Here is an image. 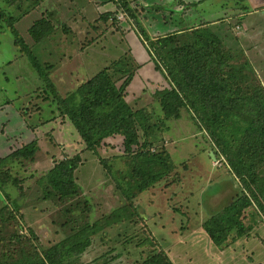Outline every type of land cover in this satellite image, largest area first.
Segmentation results:
<instances>
[{
	"label": "rangeland",
	"instance_id": "obj_1",
	"mask_svg": "<svg viewBox=\"0 0 264 264\" xmlns=\"http://www.w3.org/2000/svg\"><path fill=\"white\" fill-rule=\"evenodd\" d=\"M128 1L138 21L110 0H13L12 4L0 0L6 18L14 22L38 60L49 66L59 95L68 97L100 70L124 58L131 69L136 68L127 100L148 115L146 134L138 130L144 149L135 145L127 151L124 137L113 135L102 142L97 154L88 151L28 57L20 54L6 20L0 17V159L12 154L2 164L8 181L0 187L4 212L0 217V262L16 258L22 251L41 254L82 228L97 224L99 230L82 236L87 247L79 257L61 264H144L161 253L172 264H264V164L257 172L263 209L253 203L242 216L249 232L243 236L233 232L222 246H216L203 229L204 222L249 190L225 158L217 156L210 137L187 109L181 110L179 118L163 114L158 92L168 83L157 71L142 36L145 30L156 39L177 28L226 16L227 21L207 28L222 40L230 64L249 63L264 87V11L255 13L240 0L237 4L221 0L194 11V19H182L188 12L165 0L158 4L141 0V5L138 0ZM220 10L224 11L221 15ZM235 10L246 16L237 17ZM42 17L50 20L54 30L35 43L28 30ZM30 123L46 127L39 131ZM35 137H40L41 150L31 162L19 151ZM147 152L169 153L173 166L164 178L140 192L144 181L138 156ZM211 152L216 153V160ZM78 154L82 158L76 172L80 197L58 202L56 196L46 193L42 178L53 159Z\"/></svg>",
	"mask_w": 264,
	"mask_h": 264
},
{
	"label": "trees",
	"instance_id": "obj_2",
	"mask_svg": "<svg viewBox=\"0 0 264 264\" xmlns=\"http://www.w3.org/2000/svg\"><path fill=\"white\" fill-rule=\"evenodd\" d=\"M5 1L13 3V0ZM110 1H115L119 9L138 21L128 0ZM0 15L6 20L20 54L28 57L88 151L97 154L102 142L113 135L124 137L127 151H131L135 145L143 149L146 147L141 144L138 134L139 129L145 134L147 132L146 110L134 109L127 100V93L136 77V68L131 69L130 62L125 63L124 58L115 60L112 66L103 68L78 86L74 93L63 98L50 78L49 66L41 63L32 53L31 47L10 17L6 18L2 8ZM207 27L175 31L156 39L150 38L142 30V36L148 42L157 71L161 72L168 83L158 92L163 114L166 118H179L181 110L187 109L210 137L218 150L217 156L225 158L233 174L249 190L248 194H243L203 224V229L213 243L222 246L231 233L236 232L238 236L248 233L249 229L242 221L244 211L253 203L262 206L259 197H262V190L258 187L257 172L258 166L264 164V87L249 63L230 64L231 56L223 49L222 40ZM53 30L54 25L50 20L42 17L33 23L28 33L35 43H40ZM40 142L35 139L27 143L19 154L34 162L41 150ZM53 143L59 146L55 139ZM9 158H12V154L0 159L1 188L8 181L2 164ZM138 159L143 166L140 173L144 181L139 187L140 192L172 171L173 163L169 153H141ZM81 164L80 154L59 161L53 159L52 167L42 178L46 193L56 196L58 202L78 199L80 195L76 172ZM3 216L4 212L0 209V217ZM96 230H99L97 224L89 225L41 254L22 251L16 258L0 264L64 263L70 257H79L87 247L81 242L82 236ZM144 264L172 262L161 253Z\"/></svg>",
	"mask_w": 264,
	"mask_h": 264
},
{
	"label": "crops",
	"instance_id": "obj_3",
	"mask_svg": "<svg viewBox=\"0 0 264 264\" xmlns=\"http://www.w3.org/2000/svg\"><path fill=\"white\" fill-rule=\"evenodd\" d=\"M136 1V0H135ZM166 1V3H167V5H169V6H172V4L174 5L173 7H175V8H180L182 11H184V12H188V14H186V15H184V16H182V19H187V18H189V19H194V18H192V17H194V16H191L193 13H194V11H196L197 12V10H200V11H202V6H204L205 4H207L208 2H210V3H213V2H218V1H221V0H165ZM239 1V0H238ZM237 0H233L232 2H230V3H235V4H237V2H238ZM240 1H243L244 3L245 2H247L248 4H249V8L251 9V7H252V11L253 12H255V13H259V12H263L264 11V0H240ZM150 2H152V3H164V0H151ZM225 2V1H224ZM141 0H138V2H137V4L138 5H141ZM222 3V2H221ZM211 5H214V4H211ZM240 6V5H239ZM158 11H159V8H156ZM207 9V11H208V9H211L210 8V6L208 7V8H206ZM239 9H241L240 7L238 8V10ZM205 11V10H204ZM235 11H237V10H235ZM224 11L223 10H220L219 11V14L221 15L222 13H223ZM264 13V12H263ZM211 14V13H210ZM235 14H237L236 16L237 17H244V16H246V14L244 13V12H236ZM188 15V16H187ZM208 15H209V11H208ZM207 15V16H208ZM205 16V15H204ZM201 17V16H200ZM215 18V17H214ZM210 19L209 21L207 20V21H203L202 22V24L201 25H193L194 27H199V26H209V25H215V24H217V23H220V22H222V21H227V19H225L226 18V16L223 18V17H221V19ZM168 18H166V20H167ZM230 21H231V19H230ZM201 22V21H200ZM167 23V22H166ZM167 26L166 27H168V25L169 24H166ZM171 26H173V24H171ZM193 26H189V27H187L186 29H185V27L184 28H177V29H175V30H171V32H177V31H185V30H188V29H190L191 27H193ZM6 64H8V63H6ZM2 65H5V63H2ZM14 67V65H11V67ZM33 115V114H32ZM25 121V120H24ZM28 122V125H29V121H27ZM25 124V126H24V128H26L27 129V131H30V137H32V134H33V132L30 130V128L28 127L27 128V125H26V122H24ZM3 125L5 124V123H2ZM7 124V123H6ZM32 126H34V127H36V124L35 123H30ZM45 125L41 128V127H36V129H38L39 131H42V129H45ZM4 129H6V128H4ZM16 129H20V128H16ZM27 131H24V134H27ZM37 138H40V137H35L34 139H37ZM54 138V137H53ZM59 143V142H58ZM234 185H235V189H236V184L234 183ZM233 202H234V200H233ZM232 203H230L229 205H231ZM152 206H154V209L157 211L158 209H156V202H154V204L152 205ZM225 209V208H224ZM160 211L161 210H159L158 211V213H160ZM162 213V212H161ZM157 227H159V226H157Z\"/></svg>",
	"mask_w": 264,
	"mask_h": 264
},
{
	"label": "water",
	"instance_id": "obj_4",
	"mask_svg": "<svg viewBox=\"0 0 264 264\" xmlns=\"http://www.w3.org/2000/svg\"><path fill=\"white\" fill-rule=\"evenodd\" d=\"M210 156L212 157L213 160H216V155L214 152H211Z\"/></svg>",
	"mask_w": 264,
	"mask_h": 264
}]
</instances>
